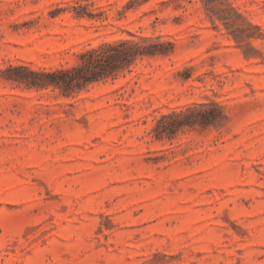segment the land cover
<instances>
[{
	"label": "rangeland",
	"instance_id": "rangeland-1",
	"mask_svg": "<svg viewBox=\"0 0 264 264\" xmlns=\"http://www.w3.org/2000/svg\"><path fill=\"white\" fill-rule=\"evenodd\" d=\"M0 264H264V0H0Z\"/></svg>",
	"mask_w": 264,
	"mask_h": 264
},
{
	"label": "trees",
	"instance_id": "trees-1",
	"mask_svg": "<svg viewBox=\"0 0 264 264\" xmlns=\"http://www.w3.org/2000/svg\"><path fill=\"white\" fill-rule=\"evenodd\" d=\"M163 44L164 42L162 41H154L144 37L138 41L120 39L102 43L97 47L80 52L78 54L80 61L70 68L52 71H34L27 68H17L16 70H23L29 76L17 75L11 76V78L23 81L28 87H35L37 89L48 88L50 86L58 87L64 94H67L91 81L113 75L116 71L128 67L137 58L167 53V50L162 48ZM192 110L189 108L184 115L189 114ZM178 114L172 113L169 116H178ZM184 123L190 122L189 120H185Z\"/></svg>",
	"mask_w": 264,
	"mask_h": 264
}]
</instances>
